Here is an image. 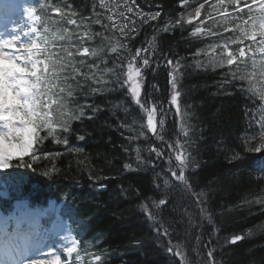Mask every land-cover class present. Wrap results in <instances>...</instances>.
<instances>
[{"label":"snow or ice","instance_id":"snow-or-ice-1","mask_svg":"<svg viewBox=\"0 0 264 264\" xmlns=\"http://www.w3.org/2000/svg\"><path fill=\"white\" fill-rule=\"evenodd\" d=\"M156 8L145 11L139 0H93L85 16L70 0H0V264H110L111 252L102 234L91 235L93 214L82 212L76 191L85 176L90 189L103 192L108 185L102 181L125 172L151 173L149 193L131 185L119 190L124 198L135 192L138 211L167 241L166 252L193 264L173 239L180 223L186 237L197 230L200 264H223L217 252L245 237L219 238L212 192L220 177L199 185L206 129L193 123L196 111L183 81L201 73L212 76L213 96L243 98L235 143L221 136L215 147L230 166L229 178L246 176L261 189L248 203L264 208V0H176L167 12L162 4ZM177 30L194 45L186 55L161 46L160 37ZM161 68L167 70L166 98L158 83L145 87L149 73ZM117 92L130 104L95 102ZM105 110L116 125L105 120L104 126L122 129L126 142L119 146L128 162L118 175L94 165L85 150L92 132L83 122ZM253 153L260 155L246 163ZM69 179L73 183L60 186ZM44 181L60 188V203L32 202L29 193L38 194ZM177 187L189 197L186 204L173 201L170 191ZM205 224L212 226L207 237Z\"/></svg>","mask_w":264,"mask_h":264},{"label":"trees","instance_id":"trees-1","mask_svg":"<svg viewBox=\"0 0 264 264\" xmlns=\"http://www.w3.org/2000/svg\"><path fill=\"white\" fill-rule=\"evenodd\" d=\"M139 2L145 11H155L157 10L156 5L162 4L164 12H167L176 5V0H151V6L145 4L144 0H139ZM70 3L80 13L87 16L91 11L93 0H70ZM165 18L162 15L161 19ZM146 31L150 34L151 28H146ZM144 35L145 33H142L136 43H139ZM184 35L186 36V33ZM181 37L180 30H177L174 36L163 34L160 37L161 46L165 50L171 46L173 51L186 55L194 50V45L189 47L187 40ZM151 83H158L162 90L161 95L164 98L167 97L166 69L161 68L155 76L149 73L146 89ZM212 83V76L202 73L185 78L183 81V84L189 87L188 99L193 103L196 111L193 123L206 129V138L200 145V154L206 163L199 170V185L203 186L213 177H220L212 192L215 223L220 228L219 238L223 240L225 236L232 234H241L245 237L238 244L230 245L222 252L218 251L217 258H222L223 264H264V208L255 203H248L254 200L257 194H261V189L249 181L246 176L239 180L229 178L227 173L230 166L226 164L222 156L217 155L215 147L216 141L221 136L228 142L235 143V137L240 134L244 123L241 111L243 98L238 93L231 96H213L212 92L215 89ZM194 84H206L207 87H197L191 90L190 86ZM106 100L125 101L130 104V101H126L123 92L95 98V102L99 104H103ZM87 102L91 103V100ZM117 116L123 119L124 113L117 110ZM105 120H108L113 128L115 127L116 118L110 116L107 110L100 113L97 120L83 122L82 127L92 132L85 150L91 155L94 165L103 168L106 174L118 175L122 170V164L128 162V158L119 146L122 142H126L120 135V131L123 130L105 127ZM76 126L81 127L79 124ZM109 137H111V143L106 142ZM73 142L84 144V142ZM247 155L246 163H251L260 154ZM108 161H111V164ZM36 179L44 180L42 177ZM71 183H73L71 179L62 180L60 186ZM89 183L86 176L81 180L83 187L77 188V204L85 214H93L91 223L94 231L91 235L102 234V246L111 252L110 264H180L179 257H174L165 251L167 241L154 233L144 214L138 211L135 192H130L127 198L120 195L119 187L127 188L129 185L133 189L149 193L152 184L150 172H125L122 176L118 175L117 179L102 181L101 183L108 185L103 192L90 189ZM36 186L35 183L31 185V187ZM59 195L60 188L47 181L39 185L38 194L31 193L35 200L41 202L46 198L58 200ZM170 195L177 205H183L185 200H189L187 194L178 187L172 189ZM179 195L181 199H178ZM174 215L179 220L178 214ZM179 225L180 223L175 225L176 233L173 239L181 241V251L186 254L188 245H191L193 249L195 247L194 236L197 230H191L189 238L183 237L177 228ZM211 230L212 226L205 224L203 229L205 237ZM136 241L140 242L139 246L136 245ZM201 251L204 250L201 249Z\"/></svg>","mask_w":264,"mask_h":264},{"label":"rangeland","instance_id":"rangeland-1","mask_svg":"<svg viewBox=\"0 0 264 264\" xmlns=\"http://www.w3.org/2000/svg\"><path fill=\"white\" fill-rule=\"evenodd\" d=\"M181 190V189H180ZM178 199H181V195L178 196ZM188 202V200H185V204ZM177 228L179 229V233L183 236H185V225L184 224H180L179 227L177 226ZM191 236V231L190 234L187 236V238H189ZM188 241H190L189 239H187ZM186 255L188 256L189 260H191L193 262V264H200V258L198 256L195 255L194 253V249L191 245H188L186 248Z\"/></svg>","mask_w":264,"mask_h":264}]
</instances>
